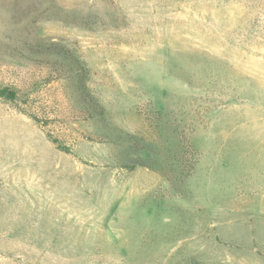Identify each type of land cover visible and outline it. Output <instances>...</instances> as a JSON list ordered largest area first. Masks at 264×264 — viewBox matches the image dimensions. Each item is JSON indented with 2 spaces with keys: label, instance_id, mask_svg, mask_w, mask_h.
Masks as SVG:
<instances>
[{
  "label": "rangeland",
  "instance_id": "1",
  "mask_svg": "<svg viewBox=\"0 0 264 264\" xmlns=\"http://www.w3.org/2000/svg\"><path fill=\"white\" fill-rule=\"evenodd\" d=\"M0 264H264V0H0Z\"/></svg>",
  "mask_w": 264,
  "mask_h": 264
},
{
  "label": "trees",
  "instance_id": "2",
  "mask_svg": "<svg viewBox=\"0 0 264 264\" xmlns=\"http://www.w3.org/2000/svg\"><path fill=\"white\" fill-rule=\"evenodd\" d=\"M0 95L12 97L14 96V92L12 90H9L8 88H2L0 89Z\"/></svg>",
  "mask_w": 264,
  "mask_h": 264
}]
</instances>
